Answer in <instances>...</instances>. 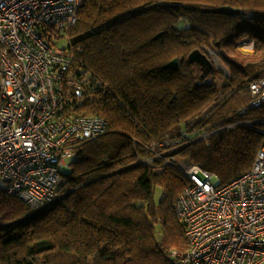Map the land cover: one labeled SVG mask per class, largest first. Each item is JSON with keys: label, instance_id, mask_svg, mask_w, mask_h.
Here are the masks:
<instances>
[{"label": "trees", "instance_id": "16d2710c", "mask_svg": "<svg viewBox=\"0 0 264 264\" xmlns=\"http://www.w3.org/2000/svg\"><path fill=\"white\" fill-rule=\"evenodd\" d=\"M217 7L240 14L202 12ZM38 30L49 45L68 41L92 79L94 103L77 112L107 125L76 144L54 204L32 209L0 185V264H176L171 252L189 243L175 204L190 182L144 160L177 148L221 185L251 169L264 141V104L250 107L249 90L264 75V0H84L65 37ZM195 50L218 52L228 75L190 62Z\"/></svg>", "mask_w": 264, "mask_h": 264}, {"label": "built area", "instance_id": "2783aa9c", "mask_svg": "<svg viewBox=\"0 0 264 264\" xmlns=\"http://www.w3.org/2000/svg\"><path fill=\"white\" fill-rule=\"evenodd\" d=\"M83 1L0 0V185L35 210L61 199L65 161L107 125L78 114L94 103L91 76L74 69V54L49 45L38 30L50 25L65 37ZM249 90L250 107L264 104V75ZM177 150L169 159H150L163 158L190 182L175 204L189 243L185 252H171L176 264H264V141L251 169L223 185L197 164L184 165L172 155Z\"/></svg>", "mask_w": 264, "mask_h": 264}, {"label": "rangeland", "instance_id": "374dc122", "mask_svg": "<svg viewBox=\"0 0 264 264\" xmlns=\"http://www.w3.org/2000/svg\"><path fill=\"white\" fill-rule=\"evenodd\" d=\"M67 46H68V41L66 39H64V40L61 41V44H60L59 47L60 48H66ZM238 50L242 53V54L240 52H239V54L237 53V55H239L240 58H247L248 57L246 54H249V53H248V51H247L248 49L246 47L245 48H243V47L242 48H239ZM205 53L207 54L209 60L213 63L214 68H216L218 70V73L220 75H228L226 68L222 64L221 60L218 58L219 57L218 52L213 51V50L212 51L206 50ZM217 82H218V84H221V82H222L218 76H217ZM202 137H204V136H202ZM171 143L172 142H166V143H163L162 146L169 147V146H171ZM169 150L170 149H168L165 153H163V154H166V157L165 158L171 157L170 154H169ZM176 157L178 159L182 160L181 157H179V156H176ZM73 158H74V156L71 157V158H69V159H67L65 161V165L63 166L64 168L63 167H62L63 169L61 168L62 169V172L66 170L65 166L69 165L73 161ZM151 161L152 160H150V159L149 160H144V163H148V162H151ZM182 161H183V164L184 165L188 164L185 160H182ZM160 197H161V190H160L159 187H157L155 189V200L158 201L160 199Z\"/></svg>", "mask_w": 264, "mask_h": 264}, {"label": "water", "instance_id": "95a60500", "mask_svg": "<svg viewBox=\"0 0 264 264\" xmlns=\"http://www.w3.org/2000/svg\"><path fill=\"white\" fill-rule=\"evenodd\" d=\"M202 12L220 14V15L231 16V17L237 16L240 14L238 10H234L230 7H217V8H212V9H203ZM160 36L161 34H158L154 39H157ZM188 60L190 62L200 65L203 69L212 70V68L214 67L213 63L209 60L208 56L206 54L201 53L198 50H195L192 53H190ZM165 67L168 69L177 70L178 60L174 59L170 61Z\"/></svg>", "mask_w": 264, "mask_h": 264}, {"label": "flooded vegetation", "instance_id": "af4514ba", "mask_svg": "<svg viewBox=\"0 0 264 264\" xmlns=\"http://www.w3.org/2000/svg\"><path fill=\"white\" fill-rule=\"evenodd\" d=\"M258 80V79H257Z\"/></svg>", "mask_w": 264, "mask_h": 264}]
</instances>
